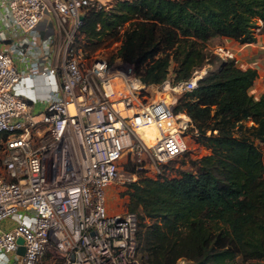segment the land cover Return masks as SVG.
Instances as JSON below:
<instances>
[{"label":"built area","instance_id":"2783aa9c","mask_svg":"<svg viewBox=\"0 0 264 264\" xmlns=\"http://www.w3.org/2000/svg\"><path fill=\"white\" fill-rule=\"evenodd\" d=\"M111 3L0 0V264H43L45 255L57 264H144L136 214L108 212L106 189L167 177V164L198 146L177 102L205 66L145 85L119 56L76 45L87 9ZM37 78L46 80L41 96L25 91Z\"/></svg>","mask_w":264,"mask_h":264},{"label":"trees","instance_id":"16d2710c","mask_svg":"<svg viewBox=\"0 0 264 264\" xmlns=\"http://www.w3.org/2000/svg\"><path fill=\"white\" fill-rule=\"evenodd\" d=\"M261 30L264 0H114L84 13L76 45L92 54L100 41L118 42L116 56L142 83L161 82L169 69L174 80L186 79L205 66L177 108L207 154L172 177L139 175L125 188L128 211L146 219L135 231L144 264H264V160L257 145L264 144V92L255 99L248 93L254 68L240 69L206 46L219 36L249 43Z\"/></svg>","mask_w":264,"mask_h":264},{"label":"crops","instance_id":"0c3cea01","mask_svg":"<svg viewBox=\"0 0 264 264\" xmlns=\"http://www.w3.org/2000/svg\"><path fill=\"white\" fill-rule=\"evenodd\" d=\"M214 38H218V40L206 45L210 51L222 58L232 57L235 65L240 69H255L256 77L248 88V93L254 99L257 98L261 92H264V31H257L254 41L242 44L228 37H213L211 40ZM32 82L33 86H27L25 91L32 94L34 90L37 96H41L47 87L46 80L37 78ZM40 105V101H36L35 109H38Z\"/></svg>","mask_w":264,"mask_h":264},{"label":"rangeland","instance_id":"374dc122","mask_svg":"<svg viewBox=\"0 0 264 264\" xmlns=\"http://www.w3.org/2000/svg\"><path fill=\"white\" fill-rule=\"evenodd\" d=\"M104 1V0H101ZM112 3L114 0H111ZM83 44H89L87 39L83 37ZM218 38L210 39L208 41V44L217 41ZM118 42H112L110 39L100 41V44L97 46L96 49L92 52L93 55H98L100 57L106 58L111 60L113 57H115L117 50H113ZM212 52V51H211ZM214 53V52H213ZM172 66V64H171ZM173 72L169 69L167 75L165 78L168 79H173ZM174 80V79H173ZM145 84V83H144ZM150 83H147L145 85H148ZM146 90L151 91L152 87L146 88ZM183 94V93H182ZM182 94L179 95L178 101L182 99ZM243 123L248 125L250 124V121L247 119L243 120ZM259 148H261L263 152V160H264V144L257 143ZM204 154H207V150L198 144V146H192L187 153H185L183 156L180 158H177L167 164V169H168V175L167 177H172L176 175L177 171L181 168H188L189 167V160L198 158ZM125 160L122 159V164ZM264 164V163H263ZM124 169V165H122ZM125 185H122L119 181L114 182L111 184L107 189H106V207L108 212H118V211H128L129 209L127 208V194L125 193ZM137 214V224L139 221H145L146 219H139V212L136 210L135 211ZM21 248V247H20ZM142 256V255H141ZM143 257V256H142ZM185 262L182 259H179L176 261V264H184ZM43 264H57L56 262H51L47 255L44 256V261Z\"/></svg>","mask_w":264,"mask_h":264},{"label":"water","instance_id":"95a60500","mask_svg":"<svg viewBox=\"0 0 264 264\" xmlns=\"http://www.w3.org/2000/svg\"><path fill=\"white\" fill-rule=\"evenodd\" d=\"M81 18H82V16H79V19H81ZM16 242L17 243H21V238L20 237H17L16 238ZM16 251H17V253H21L22 252V247L21 248H20V246L17 247Z\"/></svg>","mask_w":264,"mask_h":264}]
</instances>
